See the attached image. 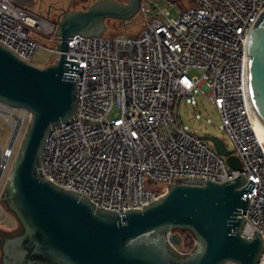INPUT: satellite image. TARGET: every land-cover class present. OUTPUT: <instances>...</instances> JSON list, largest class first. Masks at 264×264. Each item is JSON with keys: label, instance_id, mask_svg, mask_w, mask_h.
Masks as SVG:
<instances>
[{"label": "built area", "instance_id": "1", "mask_svg": "<svg viewBox=\"0 0 264 264\" xmlns=\"http://www.w3.org/2000/svg\"><path fill=\"white\" fill-rule=\"evenodd\" d=\"M19 1L0 0V43L31 64L43 48L59 58L57 22ZM167 3L161 7L157 0H142L140 34L70 40L67 59L80 63L75 76L79 111L73 121L49 132L44 173L97 207L119 213L164 196L169 188L160 190L159 183L189 177L223 183L245 173L255 186L245 195L251 202L242 234L252 238L258 232L264 241V141L245 76L247 36L264 11V0ZM175 3L183 8L178 17L170 11ZM40 21L48 28L42 29ZM32 30L45 31L51 47L32 37ZM197 92L219 111L241 170L231 168L226 157L181 123L183 100H193ZM0 105L12 113L7 118L12 135V125L21 119L16 142L9 148L10 138L1 152L8 158L7 169L31 113ZM170 245L178 254L192 252ZM258 264H264V248Z\"/></svg>", "mask_w": 264, "mask_h": 264}, {"label": "water", "instance_id": "2", "mask_svg": "<svg viewBox=\"0 0 264 264\" xmlns=\"http://www.w3.org/2000/svg\"><path fill=\"white\" fill-rule=\"evenodd\" d=\"M142 0H97L86 10L61 8L56 23L54 64H31L0 43V103L25 108L31 119L23 134L1 197L17 228L0 226V264H258L262 235L243 236L255 182L244 174L223 183L176 178L159 183L168 192L141 209L119 213L99 208L82 193L47 179L43 160L51 129L73 121L79 111L76 75L80 63L67 59L73 37L106 35L107 21H133ZM19 3L27 5V1ZM245 76L252 107L264 132V11L247 36ZM228 165L241 170L222 140L206 136ZM180 232L191 234L188 255Z\"/></svg>", "mask_w": 264, "mask_h": 264}, {"label": "rangeland", "instance_id": "3", "mask_svg": "<svg viewBox=\"0 0 264 264\" xmlns=\"http://www.w3.org/2000/svg\"><path fill=\"white\" fill-rule=\"evenodd\" d=\"M97 0H86L82 2L81 0H43L42 3L39 2L32 4H27L30 7L32 13L42 16L43 19L54 22L56 13H59V9H55L51 11L50 5H54L56 8L64 7L66 8L68 5L70 6L71 10H86L93 2ZM120 2L127 3L128 0H117ZM161 7H167L168 3L167 0H157ZM172 17H178L180 12L183 11V8L178 3L174 4V7L170 8ZM144 29L142 17L138 14V16L131 22L123 23L118 20H108L107 21V32L106 35L116 36L122 34H131L137 35L140 34ZM32 37L36 38L40 41L45 47L50 48V36L47 35L45 31H40V35L35 31L32 30ZM58 56L51 53L48 49L43 48L40 52L37 53L33 64L44 68L48 65L54 64L57 60ZM180 121L185 127V129L197 135L200 139H202L207 145L214 147L212 143L209 141H205L204 138L206 136H214L219 138L224 142L226 148L229 151L234 150L233 141L231 140L230 136L226 132L223 122L220 116L219 111L215 107L214 104L209 102L206 97H204L199 92L196 93V96L193 100L191 99H184L180 109ZM27 126V124H26ZM20 136L16 151L12 156L9 166L4 172L3 175V183L0 187V226L4 225L8 229H14L18 226V221L13 214L8 212L5 207L1 203V197L3 195L8 176L10 170L12 168L15 155L18 151L19 145L21 143L23 134ZM12 135V127L8 122L7 117L5 114L0 111V156L1 152L5 151L10 138ZM1 163V157H0ZM1 256V253H0Z\"/></svg>", "mask_w": 264, "mask_h": 264}, {"label": "bare ground", "instance_id": "4", "mask_svg": "<svg viewBox=\"0 0 264 264\" xmlns=\"http://www.w3.org/2000/svg\"><path fill=\"white\" fill-rule=\"evenodd\" d=\"M40 26L42 27V29L48 28V24L46 22H41ZM0 111H2L7 116L8 119L10 118V116H12L11 111L9 109H7V108H4L2 105H0ZM20 123H21V119H19V123L18 124L12 125L13 128L15 129V131H14V134L12 135V137H11V143H10L9 148H11L13 146V144L16 142L17 133H18V130L20 128ZM258 132H259L260 139L262 141H264V132L260 129L259 125H258ZM0 157H1L0 177H2L4 175V172L6 171V163L8 161V158H7V156L2 155V153H1Z\"/></svg>", "mask_w": 264, "mask_h": 264}, {"label": "trees", "instance_id": "5", "mask_svg": "<svg viewBox=\"0 0 264 264\" xmlns=\"http://www.w3.org/2000/svg\"><path fill=\"white\" fill-rule=\"evenodd\" d=\"M183 235H184V238H185L184 247L188 251H193L195 249V240H194L193 236L191 234H188V233H183Z\"/></svg>", "mask_w": 264, "mask_h": 264}, {"label": "flooded vegetation", "instance_id": "6", "mask_svg": "<svg viewBox=\"0 0 264 264\" xmlns=\"http://www.w3.org/2000/svg\"><path fill=\"white\" fill-rule=\"evenodd\" d=\"M30 3L33 5L34 3H37L39 2L42 3L43 0H29ZM82 2H85L86 0H81ZM117 1V0H116ZM120 2V1H119ZM38 4V3H37ZM71 5H68L66 8L70 7ZM61 8H64V7H59V8H56L54 5H50V10H49V14L51 13V11L55 10V9H59V13H56V16H55V19H54V22H57L58 21V17L59 15L61 14ZM88 8V7H87Z\"/></svg>", "mask_w": 264, "mask_h": 264}]
</instances>
